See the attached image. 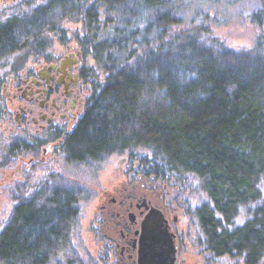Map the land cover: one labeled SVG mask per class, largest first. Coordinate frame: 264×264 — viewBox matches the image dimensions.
<instances>
[{
  "label": "trees",
  "instance_id": "obj_1",
  "mask_svg": "<svg viewBox=\"0 0 264 264\" xmlns=\"http://www.w3.org/2000/svg\"><path fill=\"white\" fill-rule=\"evenodd\" d=\"M182 1L46 0L0 22V67L14 55L22 62L44 55L51 32L68 39L62 20L81 17L84 34L72 39L105 78L94 66V93L65 145V163L78 169L149 150L136 159L148 177L198 178L213 202L197 213L214 250L256 262L264 256V0H252L259 6L249 17L262 32L249 49L205 38L203 26L180 27ZM87 183L55 174L23 192L0 232V264H83L74 235ZM243 210L245 225L222 226Z\"/></svg>",
  "mask_w": 264,
  "mask_h": 264
},
{
  "label": "flooded vegetation",
  "instance_id": "obj_2",
  "mask_svg": "<svg viewBox=\"0 0 264 264\" xmlns=\"http://www.w3.org/2000/svg\"><path fill=\"white\" fill-rule=\"evenodd\" d=\"M52 44L37 59L11 67L2 83L0 125L6 122L9 132L18 134L11 149L19 158L20 172L39 170L49 161L58 165V159L66 158L65 145L94 93V66L80 43L59 39ZM121 165L105 183L99 178L87 183L95 194L84 200L91 201L92 211L83 235L87 245L83 255L89 254L90 263L85 257L83 264H141L144 223L153 211L159 213L174 250L170 264H264V256L249 262L244 253L215 251L197 213L204 204L189 209L181 183L148 177L130 155L122 158ZM246 222L235 225L223 220L222 226L232 230Z\"/></svg>",
  "mask_w": 264,
  "mask_h": 264
},
{
  "label": "rangeland",
  "instance_id": "obj_3",
  "mask_svg": "<svg viewBox=\"0 0 264 264\" xmlns=\"http://www.w3.org/2000/svg\"><path fill=\"white\" fill-rule=\"evenodd\" d=\"M46 0H3L0 2V22L18 16L32 13L37 7L44 4ZM181 2L182 8L179 9L178 16L183 20L180 27L190 28L193 26H203V34L205 38H213L218 42L223 43L228 48L233 49H249L252 48L257 36L262 30L254 24L250 19V14L258 8V3L252 0H185ZM205 26V27H204ZM61 28L66 29V37L68 39L76 38L77 33H83L82 18L79 16H69L64 18L61 23ZM51 38H59L55 32L50 33ZM54 45V44H53ZM52 45V46H53ZM34 56L28 57L24 62L33 60ZM37 59V58H36ZM24 60L19 56L14 55L5 60L4 65L0 67V78L7 77L11 67H15ZM91 65L97 69V74L102 80L105 78V72L102 68L96 66V61L93 56L89 57ZM12 65V66H11ZM4 119V118H3ZM6 120V119H5ZM0 125V232L9 220L11 213L16 203L22 198L24 192L26 195L33 187H37L51 176L56 174L66 178L82 177L85 182H92L99 178V183H105L107 177L118 172L122 158L130 155L136 161L152 156V153L142 147L134 148L124 153H116L102 159L100 162H91L89 165L79 166L78 169L71 168L66 165L65 159L59 164L49 161L44 167L39 170L30 172H20L19 158L12 157L8 161V151L15 142L17 133L9 132L7 123L2 122ZM15 160V161H14ZM14 161V162H13ZM11 162V163H10ZM13 162V163H12ZM28 160L26 161V163ZM63 162V163H62ZM137 162V161H136ZM61 163V164H60ZM140 167V165H139ZM77 170V171H76ZM178 179L170 183H181L184 199L188 201L189 209L198 208L201 205H211L210 199L206 192L201 189L199 180L194 175L179 176ZM260 190L262 193L261 203H264V178L260 182ZM95 194V191L86 187L85 197L90 198ZM84 197L80 205V213L75 227L74 242L83 259L89 262V254L83 255L85 244L83 238L86 232V227L92 211V203H85ZM250 216L243 210L241 214L234 220L235 225H242Z\"/></svg>",
  "mask_w": 264,
  "mask_h": 264
},
{
  "label": "water",
  "instance_id": "obj_4",
  "mask_svg": "<svg viewBox=\"0 0 264 264\" xmlns=\"http://www.w3.org/2000/svg\"><path fill=\"white\" fill-rule=\"evenodd\" d=\"M158 212H151L150 218L144 223V236L141 252V264H170L174 250L167 243V237L158 220Z\"/></svg>",
  "mask_w": 264,
  "mask_h": 264
}]
</instances>
